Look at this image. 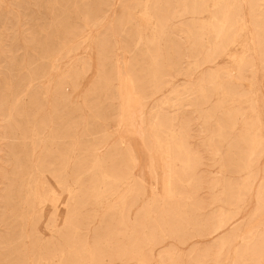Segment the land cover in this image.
I'll use <instances>...</instances> for the list:
<instances>
[{
	"label": "rangeland",
	"instance_id": "1",
	"mask_svg": "<svg viewBox=\"0 0 264 264\" xmlns=\"http://www.w3.org/2000/svg\"><path fill=\"white\" fill-rule=\"evenodd\" d=\"M59 6L0 5V264H264V0H103L50 63Z\"/></svg>",
	"mask_w": 264,
	"mask_h": 264
},
{
	"label": "bare ground",
	"instance_id": "2",
	"mask_svg": "<svg viewBox=\"0 0 264 264\" xmlns=\"http://www.w3.org/2000/svg\"><path fill=\"white\" fill-rule=\"evenodd\" d=\"M47 2H50L51 0H46ZM111 1L112 0H110V3H111ZM52 2H54L55 4H58V5H61V7H62V9H64V8H66L67 9V6L68 5H70V4H72L73 3V5H74V7H75V9H76V11H77V14H76V16L75 17H72V15L71 14H69V13H61V12H59V13H57V12H55L54 13V17L58 20V22H62V23H66V24H73V25H75V24H80L81 25V28H83V29H81V31L79 32V33H76V34H73V38H70V40H68L67 42H65V43H62V45H61V47L59 48L60 50H61V52L60 53H58V54H55V55H51V54H49L48 52H46L45 53V55H44V57H46V58H50L51 59V61H50V63L53 61V60H58V59H60V58H63V57H67V56H69V53H71L72 51H74V50H76L77 49V47L79 46V44L77 43V44H75V39L77 38V39H79V38H81L80 37V35H82L83 36V34L82 33H85V32H83V30H84V28L85 27H92L93 26V28H95V26L97 27L98 25H100L101 24V22H100V17H93L92 18V16H90V14H91V12H92V10H96V9H98L99 8V5H101L102 3H103V0H94V2H96L95 4H93V7H92V5L91 4H88V2H87V0H52ZM104 2H108V0H104ZM3 3V0H0V5ZM95 5V6H94ZM206 6H207V4H206ZM5 7V6H4ZM61 7L59 6V8L61 9ZM64 7V8H63ZM1 9V8H0ZM30 9V8H29ZM155 9H156V7H155ZM4 10V9H3ZM67 12V11H66ZM193 12H195V11H193ZM156 13H157V10H156ZM174 16V15H173ZM143 19H146V18H150V19H153L154 21H156V23L155 24H158L159 26H164L165 25V16L164 15H161V11H160V13L159 14H156V15H153L151 12L149 13V11H145V13L143 14ZM206 26H208V27H211V21H209L208 23H206V24H204V25H202L201 27H198V28H201L202 30H205V29H207V28H205ZM49 29V28H48ZM49 31V30H48ZM203 32V31H202ZM87 33V32H86ZM88 34L89 35H91L89 32H88ZM88 34H86V37L87 36H89ZM35 33H33V31L31 32V35H30V37H31V39L33 40V39H35ZM85 37V39H87ZM82 39V38H81ZM80 39V40H81ZM83 39H84V37H83ZM88 39H90V37L88 38ZM49 40V39H48ZM101 41H102V39L100 40L98 37H96L95 38V42H94V44H95V49L97 48V53H98V51H99V53H98V57L97 58H99V60L98 59H96L97 61H98V63L100 62V54H101V52H102V50H103V46H101L100 47V44H101ZM79 42V41H78ZM252 46V45H251ZM51 55V56H50ZM49 65H51V64H49ZM89 65V64H88ZM55 68V66L52 64L51 65V71L53 70ZM57 70H58V68H57ZM9 73V72H8ZM49 73H50V71L49 72H47L46 71V73L45 74H41V76H46V78L47 77H49ZM52 73V72H51ZM9 75V74H8ZM40 76V75H39ZM38 76V77H39ZM33 79L34 80H36L37 79V77H36V73H34V77H33ZM47 80V79H46ZM49 80V79H48ZM131 82V81H130ZM159 91L160 90H162L161 89V87L158 89ZM130 91V90H129ZM143 97L144 98H146L145 97V94H143ZM4 102H7L8 100H7V98L5 97L4 98V100H3ZM135 107V106H134ZM155 117V116H154ZM239 118V117H238ZM129 123H130V126L131 127H135V124H134V121L132 120V117H130L129 118ZM130 138V137H129ZM133 179V178H132ZM62 184V183H61ZM73 186V185H72ZM11 245V244H10ZM135 264H144L142 261H140V260H137L136 262H135Z\"/></svg>",
	"mask_w": 264,
	"mask_h": 264
}]
</instances>
